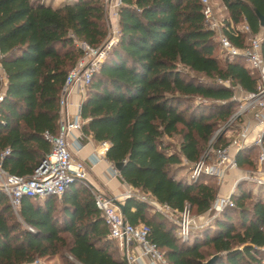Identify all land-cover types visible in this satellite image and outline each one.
Instances as JSON below:
<instances>
[{"label": "trees", "instance_id": "trees-1", "mask_svg": "<svg viewBox=\"0 0 264 264\" xmlns=\"http://www.w3.org/2000/svg\"><path fill=\"white\" fill-rule=\"evenodd\" d=\"M219 2L225 19L249 26V34L228 35L234 45L243 46L263 29L254 10L264 14V0ZM70 35L91 46L102 42L101 0H0V168L7 174L30 176L50 150L44 133L57 131L60 90L79 57ZM260 38L264 58V32ZM256 86V72L240 56L223 54L198 0H121L117 41L80 102L79 115L86 119L81 132L108 143L105 159L120 163L122 182L174 211L187 205L201 215L217 185L203 175L190 182L177 177L185 169L182 161L193 164L207 146L228 143L215 131L230 118L237 95ZM172 138L174 148L167 142ZM253 149L235 153L237 167H254ZM244 185L234 186L231 205L188 242L136 198L123 200L122 216L149 227L167 264H205L211 257L210 264H262L264 199ZM106 232L83 180L72 181L58 197H22L17 215L0 190V264L54 257L60 264H126Z\"/></svg>", "mask_w": 264, "mask_h": 264}, {"label": "built area", "instance_id": "built-area-1", "mask_svg": "<svg viewBox=\"0 0 264 264\" xmlns=\"http://www.w3.org/2000/svg\"><path fill=\"white\" fill-rule=\"evenodd\" d=\"M205 26L213 33L223 54L231 58L240 56L244 64L257 74L256 90L242 95L241 103L231 114L229 122H238L233 134L227 138L225 146H207L200 158L193 164L182 161L186 168L187 181H195L200 176H207L214 180L217 186L224 182L230 170L237 169L234 158L241 148L252 144L256 147V168L253 172H246L242 179L252 182L255 186L264 187V58L259 52L260 36L253 35L246 39L243 46L234 45L228 35L238 36L249 34L248 24L242 20L234 23L223 16H216L209 0H198ZM103 5L106 35L97 46H91L83 40L70 35L79 57L69 68L64 78L58 99L57 131L54 135L44 133L50 142V150L41 164L28 177L10 175L0 168V190L5 194L7 202L15 215L22 197H43L45 195L60 196L68 184L74 180H85L86 166L79 160L71 149L67 138L72 137L75 151L82 146L84 134L81 126L86 122L79 115L80 102L84 99L86 89L100 64L109 50L114 46L118 37V9L121 0H101ZM1 79V77H0ZM2 82V79H1ZM74 91L80 102L75 113H67V97ZM0 88V100L2 99ZM248 119L252 126L249 127ZM77 133V134H75ZM108 143L102 142L100 148L89 157V163L94 164L104 155ZM8 152L3 150L1 155ZM118 171L111 164L108 168L110 176H118ZM130 187V186H129ZM131 188V187H130ZM123 194L121 198H111L97 191L92 192L93 204L98 210L104 226L106 238L113 241L119 257L126 264H167L163 252L149 238V227L143 223L131 224L127 222L112 200L122 202L125 198L133 197L146 203L153 212L158 213L174 225L176 237L181 242H188L193 231L204 226H210L213 219L225 206L231 205L230 194L216 195L206 213L198 215L197 223L190 215V209L185 205L180 211H174L165 204H159L149 194L133 189ZM40 258L29 264H41ZM264 264V260L262 262Z\"/></svg>", "mask_w": 264, "mask_h": 264}, {"label": "crops", "instance_id": "crops-1", "mask_svg": "<svg viewBox=\"0 0 264 264\" xmlns=\"http://www.w3.org/2000/svg\"><path fill=\"white\" fill-rule=\"evenodd\" d=\"M52 4L55 5V0H52ZM0 77L2 79V85L4 86L5 79L3 77L1 69H0ZM79 102L80 99L78 95L72 90L67 97V105L65 108L66 112L70 114L75 113ZM247 121L249 127H251L252 122L250 119H248V117H247ZM67 139L70 143L72 151L74 152V155L79 160H82L86 166L87 171L84 181L90 186L91 190L97 191L111 198H121L123 194H126L127 192L132 190L127 184L122 182L118 176L109 175L108 168L111 165V163H109L105 159V155L101 156L94 164L89 163V157L91 156V154H93L95 151H97L100 148L102 142L94 141L89 134H84L83 139H81L82 142L81 148L75 151L72 144V137ZM250 145L252 144H249L247 146ZM237 169L230 170L226 174L224 178V182L220 186H218V188L224 186V190L227 189L225 193L233 189L234 183L231 184V180H232V176L235 175L234 173Z\"/></svg>", "mask_w": 264, "mask_h": 264}, {"label": "rangeland", "instance_id": "rangeland-1", "mask_svg": "<svg viewBox=\"0 0 264 264\" xmlns=\"http://www.w3.org/2000/svg\"><path fill=\"white\" fill-rule=\"evenodd\" d=\"M61 1H63V0H55V4H58ZM209 2H210V5H211V7H212V9H213V11H214L216 16H223L224 15V12H223V9H222V6H221L219 0H209ZM263 32H264V29H261V31H260L261 34L259 33L258 35L261 37ZM215 53L217 54V57L219 58V60H221V58L223 57L222 53L218 49L215 50ZM241 100H242V95L238 94L237 97H236V105L234 107L233 112L238 108L239 104L241 103ZM228 120H227V122L223 123L220 127H218L217 130L215 131V133H217V134L218 133L219 134H224L226 139L233 134L234 127L236 126V123H238V122H234V121L229 122ZM167 142H169L172 145V148H174L173 146L175 145V139L172 138V141H167ZM256 153H257V149L254 146V149L250 153V158L254 162V167H252L251 169H248L246 167H242V168L238 167V169L234 173L235 175L232 176L231 184L234 183L233 186H235L236 184H242V185L245 184L244 185L245 187L249 186V188L252 191L253 196H254V194H259L264 199V187L257 188V186H255L252 182L242 179V176L246 172H248V171L249 172H253L255 170V168H256V165H255L256 164L255 163V161H256L255 160ZM184 168H185V166H184ZM185 175H186V168L184 170L180 171L177 174V177H182V176H185ZM226 190L227 189L224 190V186H221L220 188H218V186H217L218 195H223ZM151 212H153V211L151 210ZM190 215L193 217V220H194L195 223H197L198 220H200L198 215L194 214L192 211H190ZM162 218H164V217H162ZM195 232L196 231H193V234ZM112 244H114V242ZM41 260H42L41 264H60V260H59L58 257H54L53 259H49V260H44V259H41Z\"/></svg>", "mask_w": 264, "mask_h": 264}, {"label": "water", "instance_id": "water-1", "mask_svg": "<svg viewBox=\"0 0 264 264\" xmlns=\"http://www.w3.org/2000/svg\"><path fill=\"white\" fill-rule=\"evenodd\" d=\"M254 15L258 19L259 26L264 29V14H260L257 10H254ZM113 166L118 171L120 168V163H115V164H113ZM112 202L119 209L120 213L122 214V212H123V201L119 202L117 200H112ZM212 259H213L212 257L210 259H208L205 262V264H210Z\"/></svg>", "mask_w": 264, "mask_h": 264}]
</instances>
